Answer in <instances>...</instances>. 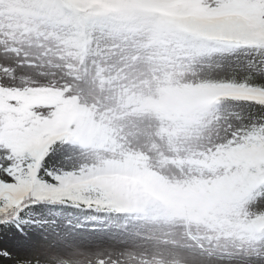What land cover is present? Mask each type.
Instances as JSON below:
<instances>
[{
  "label": "snow or ice",
  "instance_id": "obj_1",
  "mask_svg": "<svg viewBox=\"0 0 264 264\" xmlns=\"http://www.w3.org/2000/svg\"><path fill=\"white\" fill-rule=\"evenodd\" d=\"M0 264H264V0H0Z\"/></svg>",
  "mask_w": 264,
  "mask_h": 264
}]
</instances>
